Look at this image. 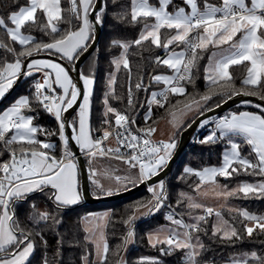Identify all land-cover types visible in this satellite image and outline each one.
Instances as JSON below:
<instances>
[{
	"label": "snow or ice",
	"instance_id": "6c2138e0",
	"mask_svg": "<svg viewBox=\"0 0 264 264\" xmlns=\"http://www.w3.org/2000/svg\"><path fill=\"white\" fill-rule=\"evenodd\" d=\"M68 12L80 20L81 24L75 30L61 29L58 24L65 17L62 15L64 9L61 7V0H29L27 6H22L18 11L9 15V21L14 27H8L5 20L0 18V28H3L11 41L21 46V51L16 53L14 48L0 44V47L7 48V51L15 54L13 62H7L0 67V97L12 87L25 68L21 58H29L41 52L49 56L59 55L60 59L74 62L79 56L87 51L90 33L93 23L89 20L90 10L94 7L93 0H69ZM115 2V0H114ZM172 0H157L154 5L150 0H130V12L125 10L120 14L121 19L130 16L132 23L143 22V29L138 39L130 43L114 41V45L121 47L122 55L113 63L119 71L121 65L129 73L131 80V68L127 58V50L132 45L142 46L145 42L156 48L169 50L172 45H183V50L171 51L165 58L157 57L156 63L167 66L172 70V75H155L152 80L156 84H163L164 88L159 92L151 93L147 101L149 112L146 120L151 118V106L156 105L163 108L172 95H184L186 89L182 81L191 82L192 71L198 65L202 54L214 47L217 51L211 53L206 68V79L211 85H219L221 92L217 93L231 99L234 95H259L264 89V0H221L219 5L210 4L204 0L201 7L200 0H184V7H178L173 12L168 11ZM40 11L45 22L37 25V12ZM97 22L100 17L95 18ZM153 22L149 23V20ZM70 23V21H66ZM25 25L38 26L47 35H54L51 42H36L31 35H25L22 29ZM162 30L171 33L161 39ZM239 37V39H237ZM227 45V47H224ZM247 62V73L241 81L242 86L248 90H237L234 87L235 81L229 69L234 65H245ZM28 76L33 71L43 72V80L37 81L34 85L35 92L29 96L20 97L8 110L0 114V141L5 147L18 145L19 155L16 149L10 150V161L0 163V264H28L30 256L35 249L33 233L20 226L15 215V206L18 202L26 201L28 196L34 192H43L46 188L53 191L51 199L57 210L77 204L81 198L79 183L77 179V165L75 155L69 148L70 140L84 150L90 158H103L112 156L122 160L130 168H139L137 179L140 181L151 179L158 175L167 166L172 150L176 147L173 141L154 143L151 136L156 128L149 127L141 129V134L131 131L130 125L135 123L130 120L129 115L109 105L106 95L104 104L106 125L102 134L93 137L90 113L91 96L94 77L84 76L83 102L79 106L78 117L69 125V118L64 114L76 105L81 96L80 89L73 82L67 69L61 63L54 60L32 59L27 64ZM115 76L109 80L110 93L115 96ZM58 86L57 87H54ZM132 85L128 87V106H133L134 94ZM134 87L137 90H146L139 80ZM211 95L202 96V101L211 99ZM260 98L264 100V95ZM33 103L41 107L45 112L51 114L58 121V132L45 130L33 123L35 117L26 115L25 110L32 111ZM199 107L198 101H193ZM219 106V105H217ZM260 107V105H257ZM191 110L192 104L185 105ZM175 119V113H171ZM111 116L112 119L108 117ZM71 126V135H66V128ZM11 133L10 136L8 134ZM40 133L46 136L59 135L62 141L63 153L61 158L52 155L56 145L44 142L37 138ZM219 134V135H218ZM7 137V139H6ZM227 138L231 143L230 150L226 151L222 158V165L219 167H208L195 174L201 184L216 183L217 177L229 178L233 175L252 174L264 176V115L241 112L232 114L220 119L215 129L205 137L202 143H215L221 138ZM233 137H242L243 141L251 146L256 156V162L242 157L239 151L240 144L233 141ZM110 138H114L118 147H110L105 144ZM121 148L130 149L128 153H122ZM193 172L192 169H186ZM107 174L106 172L104 173ZM92 175L97 176L93 171ZM118 182L121 177L115 178ZM131 182V178H128ZM93 183L101 191L107 192L100 180L94 179ZM200 185L197 186L199 191ZM153 193L152 201L148 204L139 205L146 208L147 213L154 214L159 211L166 200L165 187L163 182L157 189H150ZM237 193L245 198L249 195L264 197V181L259 183L244 182L232 191L218 192L217 196H233ZM110 194V193H109ZM181 196L186 194L181 193ZM189 201V208H201L203 205L193 201L192 197L186 196ZM34 208L35 206L32 205ZM215 215L218 218V225L214 227L213 236L221 240L233 241L241 239L237 229L221 217L220 212H214L211 207L205 208V215L194 218V223L187 224L181 219H176L174 214H169L167 220L182 227L184 231L158 229L149 234V242L155 247L157 244L167 245V251L182 250L185 253L186 264H202V257L207 250L197 235L202 231L201 223L207 222V216ZM246 220L253 222L251 226H245V232L250 237L256 229L264 231V216L250 214L246 210H240ZM143 215V214H142ZM109 214H89L84 218L88 227L85 240L94 245V254L99 264H106L109 246L104 238V221ZM33 224L40 222L59 223L56 217L47 211L34 213L29 217ZM134 212L124 221L127 232L123 243L126 245L134 236ZM167 231V235L160 238V233ZM36 235H41L39 232ZM41 240L43 237L41 235ZM45 244L47 241H43ZM62 246V245H61ZM164 251V249H162ZM86 254L84 259L87 262ZM44 264H48L45 260ZM148 264H157L156 261H148ZM209 264V262H203ZM229 264H264V253H244L239 257L230 258Z\"/></svg>",
	"mask_w": 264,
	"mask_h": 264
},
{
	"label": "trees",
	"instance_id": "16d2710c",
	"mask_svg": "<svg viewBox=\"0 0 264 264\" xmlns=\"http://www.w3.org/2000/svg\"><path fill=\"white\" fill-rule=\"evenodd\" d=\"M180 1V0H173ZM29 0H0V18H3L6 24H10L9 15L21 6L26 5ZM151 3H157V0H150ZM207 2L219 3L220 0H207ZM201 5L204 0H200ZM61 7L64 9L62 15L64 20L59 22L58 26L61 29L75 30L81 24L80 20L73 17L69 12V0H61ZM130 12V0H104L103 7L98 11L97 17H100V24L102 27V34L99 43L93 53L81 65V76H93L95 83L93 85L91 96V113L90 124L93 131H102L106 125L102 124L104 117V97L107 95L109 104L121 112H125L129 116H133L139 111L138 122L142 126L154 127L158 122L169 115L171 112L184 107L199 100L202 96L211 95L206 105L202 108L204 112L210 108L220 105L226 100V97L217 93L221 92L219 85H211L206 81V65L209 60L212 47L202 54V58L198 61V65L193 68L192 80L184 81L185 93L184 95H172L168 97V102L163 108L156 105L151 106V118L146 120V114L149 112L147 101L153 90L158 92L162 90L163 84H156L152 80V76L164 71L162 64L156 63V58L165 53L164 48H156L150 43L145 42L142 46L132 45L127 50V58L131 68V80H129V73L123 66L120 67L116 75L115 96L108 92L107 76L114 70V58L120 54L122 48L115 46L114 41H135L138 39L143 28V22L132 23L130 16L127 19H121L120 14L123 11ZM70 21V23L66 22ZM152 21L151 19L148 21ZM45 22L44 15L37 12V25ZM25 32L33 35L36 42H51L54 35H47L41 31L38 26L25 25L23 28ZM169 33L165 30L161 32L162 42L165 36ZM93 39V35L89 41ZM0 44L7 45L8 48H14L15 52H20L21 46L11 41L7 36L5 30L0 28ZM59 56V55H57ZM15 54L7 51V48L0 47V67L7 62H13ZM22 61L25 58H21ZM67 61V60H66ZM71 65L74 62H69ZM247 62L245 65H234L229 71L235 81L234 87L239 91L243 88L244 91L248 89L242 86L241 81L245 78L247 73ZM151 73V79L147 90H137L134 85L144 78V86L147 84V79ZM39 72H33L31 76L24 74L18 81L14 90L0 103V111L12 103L17 97L24 95L30 98L34 94V85ZM17 79L14 81V83ZM13 83V84H14ZM131 83L134 94L133 106H128V87ZM9 90V89H8ZM264 95V89L260 91L257 96ZM230 110L235 111H262L264 115V108L257 107L252 102H242L233 106ZM200 112V113H201ZM77 113V112H76ZM76 113L72 117H75ZM199 113V114H200ZM26 115L34 116L33 123L45 130L58 132V123L56 119L49 113L45 112L41 107L33 103V110H25ZM109 119H112L110 116ZM194 119V118H193ZM191 119L187 125L193 120ZM185 125V127L187 126ZM183 127L181 131L185 128ZM200 129V128H199ZM181 131L177 135V142ZM198 130L197 133H201ZM192 140L187 149H185L177 162L174 165L172 173L164 180L166 200L177 211L174 214L176 219L183 220L184 223L191 224L194 222L193 213H197L195 208H189V201L186 196L196 194L197 186L200 183L199 178L193 174L207 166L220 165L222 163L223 153L225 149L231 146L228 139H220L212 143H202L203 135ZM11 133L8 134L10 136ZM37 138L56 145L52 150V155L57 158L62 153L61 141L59 135L46 136L40 133ZM7 139V137H6ZM240 144V154L253 162H256V156L250 149L249 145L238 138L236 140ZM18 145L5 147L4 143L0 141V163L8 162L10 160V150L17 149ZM70 148V146H69ZM71 150V149H70ZM19 152V151H17ZM88 168L90 167L89 156L85 155ZM186 169H192L193 172H188ZM264 181V176L244 174L233 175L232 177H217L216 181L228 187L234 186L239 182L249 181ZM136 185L137 183H133ZM51 188H46L43 192H34L28 196L26 201L18 202L15 206V215L20 226L33 233L35 241V249L28 260V264H44L45 260L48 264H99V260L95 258L94 245L85 240L87 235L83 220L87 214L96 210H108L109 216L105 228L106 242L109 246V253L106 264H148V261H156L157 264H185L182 262L185 253L182 250H175L168 252L167 245L157 244L155 247L149 242V233L151 230L161 225H174L178 232H183L182 227L171 223L167 220L166 209H161L157 214L144 216L139 220H135L134 228L136 234L132 240L126 245L123 243L126 236L127 227L124 223L134 212L139 205L148 204L152 201L153 196L148 188H143L134 193L121 197L119 199L105 201L98 204H83V198L75 205L67 206L63 209L57 210L54 202L49 199ZM181 193L186 196H181ZM97 195L96 193H93ZM102 195V194H101ZM231 201L238 204L241 209L248 211L250 214L260 215L264 213V197H257L249 195L245 198L242 194L237 193L229 196ZM32 205L35 207L33 208ZM143 207H140L141 209ZM52 213L59 223H53L51 220L47 223L40 222L34 225L33 221L29 219L34 213L42 212ZM221 215L234 226L241 236L233 241L221 240L218 236H213L215 227V215L207 216V222L201 223L202 231L198 233L200 241L206 246V251L202 257L203 262H210L212 264H222L229 261L230 258L239 257L244 253L256 252L257 254L264 253V231L256 229L252 236H248L245 232V226L249 225V221L240 215L239 210H232L229 208H221L219 210ZM201 213V212H200ZM173 214V213H172ZM202 215V214H201ZM177 231V229H176ZM39 232L41 235H36ZM43 241H47L45 244ZM62 245V246H61ZM164 249V251H162ZM87 255V262L84 257Z\"/></svg>",
	"mask_w": 264,
	"mask_h": 264
},
{
	"label": "water",
	"instance_id": "95a60500",
	"mask_svg": "<svg viewBox=\"0 0 264 264\" xmlns=\"http://www.w3.org/2000/svg\"><path fill=\"white\" fill-rule=\"evenodd\" d=\"M104 0H95L94 7L90 11V19L93 23V39L90 42V46L88 47L87 51H85L81 56H79L73 65L68 63L66 60L60 59L59 56L53 55L49 56L48 54L41 52L38 55H34L33 57H29L23 60V64L25 65L24 70L22 71L20 77L17 79V81L13 84V86L10 88L8 93L3 97V99L0 101V103L3 102V100L7 97L8 94H10L14 88L17 86L18 81L22 78V76L28 71L27 64L30 62V60L34 58H50L54 59L56 61L61 62L67 69H69V74L73 79V82L76 84V86L81 91V96L78 98L76 105L70 110H68L67 113L64 115L69 118V125H71V120L74 114L78 111L79 106L81 105L83 101V95L86 93L84 88V82L81 76V65L83 62L93 53V51L96 49L99 40L101 38L102 34V27L100 22H97L95 19L97 17L98 11L103 7ZM142 83L144 84V78L141 79ZM249 101L256 105H260L262 108H264V100H262L259 96L254 95H234L231 99H226L223 101L219 106H215L213 108H210L204 112H201L198 114L180 133L178 144L174 150V152L171 155V158L167 164L166 167L163 168L162 171L159 172L158 175L153 176L151 179H148L147 181H140L133 187L118 192L116 194L111 195H94L92 188H91V182H90V175H89V169L86 162V158L80 147L75 143L74 140H70L69 146L71 149V152L75 155V161L77 162L78 169L80 172L81 177V192H82V198L83 204H98L105 201H111L115 199H119L121 197H124L126 195H129L131 193H134L138 190H141L143 188H146L148 186H151L154 183H157L161 180H165L168 178V176L172 173L173 168L179 157L181 156L182 152L188 148L190 142L193 140L194 136L198 132L200 125L207 119L214 118L216 115L230 110L233 106ZM72 128L71 126L66 128V135H71Z\"/></svg>",
	"mask_w": 264,
	"mask_h": 264
},
{
	"label": "rangeland",
	"instance_id": "374dc122",
	"mask_svg": "<svg viewBox=\"0 0 264 264\" xmlns=\"http://www.w3.org/2000/svg\"><path fill=\"white\" fill-rule=\"evenodd\" d=\"M155 5H157V3ZM184 6H185L184 5V0H180V1H173L172 0V3L168 6V11L169 12H173L176 8H178V7H184ZM89 15H90V13H89ZM89 20L91 21L90 17H89ZM123 42L124 43H130L129 41H123ZM123 51L124 50L122 49L121 52H120V54L117 55L114 58V60L117 59V58H119L122 55ZM117 72L118 71H117L116 66L114 64V70L107 76L108 83H109V80H110V77L111 76H115V79H116ZM9 90H10V88H9ZM9 90H7L5 92L4 96L8 93ZM109 91H110V84L108 86V92ZM3 97L0 98V101L3 99ZM105 97H104V99H105ZM200 101H202V100H200ZM245 102L249 103V101H245ZM105 110H106V107H104V112H105ZM77 112H79V109H78ZM77 117H78V113H76L75 117L73 118V121ZM108 118H110V116ZM173 121H174L173 117L169 118L163 124H161L160 126H157V130L158 131H161V129L165 126V128H166L165 131L167 132L169 127H170V129L172 128V126L170 125V123L173 122ZM57 123H58V121H57ZM208 125L209 124L203 125L202 127H200L199 130L202 131L204 128L207 129V126ZM212 131L213 130L211 129V130H209L208 133L210 134ZM93 132L94 131L92 130V133ZM170 140L173 141L176 144V142H175L174 139H167L165 141L168 142ZM61 148H62V141H61ZM17 153H19V152H17ZM110 157L111 156H109V157H103V158H98V159L91 158V162L90 163H92V164H90V169H89V174H90L91 182L93 183V180L98 178L100 180V183H102L104 185L105 189H107L108 191L111 190V188L112 189H115V188L125 187V189H122L120 191H117V192H114V193H110V194L109 193L104 194V191H101L100 189H98L96 187V185L93 183L91 185V188L93 190V193H96L97 195H100V196H101V194L102 195H111V194H116L118 192L125 191V190L133 187L134 186L133 183H135L137 180H139V179H137L138 174H139L138 167L137 168H129L127 166V164L124 163V161H120V160H117L115 158H110ZM93 171H96L97 172V176L96 177H94L92 175ZM105 172L107 173L106 175L104 174ZM116 177H121L122 178V181L118 182L115 179ZM128 178H131V182H129V179ZM261 181H256V182L244 181V182L255 184V183H259ZM161 182H163V184H164V180H161V181H159L157 183L152 184L150 187H148V190L150 191V189H157L158 188V185ZM244 182H239V183H237V184H235L234 186H231V187H228L226 185H223V184H221L219 182H217L216 184H210V183L199 184L200 185L199 191L196 190V194L194 193V194H190L189 195L190 197H192V199H193L194 202L203 205V207H201V208H195V210L197 211V213L196 212L193 213V215H192L193 219L195 217L201 216V214L202 215H205V211H202V210L204 208H208V207H211L214 210V212H219V210L221 208H223V207L224 208H229V209H232V210H239V211L240 210H243V209H241V207L238 204H236L233 201H231V199L229 198V196H227V197L224 196V195L217 196L216 193H218V192H225V191H232L234 189H237L238 185H240V184H242ZM150 192H151V194L153 196L152 191H150ZM158 212H160V210L157 211V212H155L154 214H157ZM167 214L169 215V213H167ZM148 215H151V214L147 213V209L146 208H141V209H139V211L136 212V219L135 220H139V219H141L144 216L147 217ZM256 216H264V213L263 214H260V215H256ZM221 217H222L223 220L227 221L222 215H221ZM194 222H192V223H194ZM218 222H219L218 221V218L215 216V226L218 225ZM252 223L253 222L249 221V225L248 226H251ZM85 226L88 227V225H87L86 222H85ZM162 228L163 229H166V230H175V231H176V229H177V231L179 229V228H177L174 225H161V226H159V227L151 230L150 233H154L158 229H162ZM166 232L167 231L161 232L160 233V238L163 237V236H165ZM103 234H104V238L106 239L104 229H103ZM135 234H136V229L134 228V236H135ZM95 258H97V257L95 256ZM229 262H230V260L229 261H226V262H224L222 264H229ZM185 264H186V262H185ZM209 264H212V263L209 262Z\"/></svg>",
	"mask_w": 264,
	"mask_h": 264
},
{
	"label": "crops",
	"instance_id": "0c3cea01",
	"mask_svg": "<svg viewBox=\"0 0 264 264\" xmlns=\"http://www.w3.org/2000/svg\"><path fill=\"white\" fill-rule=\"evenodd\" d=\"M94 2H95V0H93V5H94ZM220 2H221V0H220ZM220 2L219 3H212V2H208V3H210V4H214V5H219L220 4ZM29 3V2H28ZM28 3L26 4V5H23V6H27L28 5ZM153 4V3H152ZM155 5V4H154ZM22 7V6H21ZM201 7H203V4L201 5ZM15 11H18V9L17 10H15ZM14 11V12H15ZM91 11V10H90ZM89 17H90V15H89ZM151 22H153V21H150L149 23H151ZM8 27H14L11 23L10 24H8L7 25ZM22 32H23V34H25V35H31V36H33L32 34H30V33H28V32H25L23 29H22ZM171 33H169V35H170ZM93 35V29H92V31H91V33H90V36H92ZM237 39H239V37H237ZM183 45H179V46H177V45H172L171 46V48L169 49V50H165V53L162 55V56H160L161 58H165L166 57V55H168V54H170V52L171 51H176V52H179V51H181V50H183ZM211 47V46H210ZM224 47H227V45H225ZM214 51H217V49H215L214 47H212V51H211V53L212 52H214ZM211 53H210V56H211ZM210 56H209V60H210ZM34 59H40V60H54V59H50V58H34ZM209 60H208V62H207V65H208V63H209ZM54 61H56V60H54ZM57 63H61V62H59V61H56ZM62 64V63H61ZM63 65V64H62ZM207 65H206V68H207ZM163 67H164V71H162L161 73H158V74H156V75H161V74H163V75H172L173 73H172V70L171 69H169L167 66H165V65H163ZM33 72H37V71H33ZM70 75V74H69ZM206 76H207V72H206ZM153 77V76H152ZM150 79H151V73H150V75H149V77H148V79H147V84L145 85V88H146V90H147V88H148V84H149V81H150ZM206 81L208 82V83H210V81H208L207 79H206ZM84 82V81H83ZM182 84H183V86H184V81H182ZM55 87H57L58 88V86H55ZM163 87H164V85H163ZM185 87V86H184ZM153 92H158L157 90H153L151 93H153ZM86 94V93H85ZM22 96H24V95H21V96H19V97H17L12 103H10L8 106H6V107H4L1 111H0V114H2L4 111H6V110H8L20 97H22ZM1 98V97H0ZM151 98V94H150V96H149V99ZM201 99H199V100H196V101H198L199 102V107H197L194 103H190V104H192V108H191V110H187L186 108H185V106L184 107H181V108H179V109H177V110H175V111H173V112H171V113H175V119H174V121L173 122H171L170 123V125L172 126V128L170 129V127L168 128V131L166 132L165 130H166V128H165V126L161 129V131H158L157 130V126H160L161 124H163L166 120H168L169 118H171L172 117V115H171V113L169 114V115H167L165 118H163V119H161L159 122H158V124L156 125V126H154V128H156V132L154 133L155 134V136L158 138V139H163V140H167V139H174L175 140V142H176V146H177V144H178V142H177V135H178V133L181 131V129L183 128V127H185V125H187V123L191 120V119H193V118H195L200 112H201V110H202V108L206 105V103H207V101L205 102V101H200ZM147 106H149L148 105V103H147ZM241 112H251V113H256V114H260V115H262V111L260 112V111H235V110H228V111H225V113L228 115V116H231L232 114H239V113H241ZM78 113V112H77ZM218 121H216L214 118H210V119H207V120H205L201 125H200V127H202L203 125H205V124H209L208 126H207V129H203L202 130V132L201 133H197V136H196V138L199 136V137H201L202 135H203V139H205V137L206 136H208L209 135V130H214L215 129V125H216V123H217ZM175 126V127H174ZM206 133V134H205ZM208 134V135H207ZM205 135V136H204ZM219 135V134H218ZM195 137V136H194ZM198 137V138H199ZM238 138H240V139H243L242 137H233V141L234 142H236V143H238L236 140L238 139ZM221 139H227L226 137L225 138H221ZM193 140H195V138H193ZM231 147V146H230ZM230 147L229 148H227V149H225V151H224V153H223V156H224V154H225V152L226 151H228V150H230ZM249 147H250V149H251V146L249 145ZM176 148V147H175ZM175 148L172 150V153L174 152V150H175ZM82 150V149H81ZM252 150V149H251ZM240 151V150H239ZM82 152L84 153V155H88L84 150H82ZM110 158H113V157H110ZM96 159H98V158H96ZM10 161V160H9ZM8 161V162H9ZM89 161L91 162V158H89ZM120 161H122V160H120ZM75 163H76V165H77V162L76 161H74ZM92 164V163H91ZM222 165V163L220 164V165H215V166H207V167H205V168H208V167H219V166H221ZM128 166V165H127ZM129 167V166H128ZM130 168V167H129ZM88 169H90V167L88 168ZM204 169V168H203ZM202 170V169H201ZM90 175V174H89ZM77 179H78V183H79V191L81 192V177H80V172H79V169H78V165H77ZM217 179V178H216ZM90 182H91V179H90ZM140 182V180H137L135 183H139ZM216 183H217V181H216ZM215 183V184H216ZM93 183L91 182V185H92ZM211 184V183H210ZM122 189H125V187H120V188H115V189H112L111 188V190H109V191H107V192H105L104 191V194H106V193H114V192H117V191H120V190H122ZM93 191V190H92ZM81 195H82V192H81ZM81 200H82V198H81ZM80 200V201H81ZM79 201V202H80ZM202 211H205V208L202 210ZM103 213H108L109 214V211L108 210H105V209H103V210H96V211H92V212H90L89 214H103ZM89 214H87L85 217H87ZM107 221H108V219L106 220V221H104L103 223H104V232H105V228H106V224H107ZM85 220H83V224H84V227L86 228V226H85ZM87 233V232H86ZM150 234V233H149ZM87 235H88V233H87ZM165 235H167V232H166V234ZM163 237H161V239H162ZM106 240V239H105ZM96 259H98V258H96Z\"/></svg>",
	"mask_w": 264,
	"mask_h": 264
},
{
	"label": "built area",
	"instance_id": "2783aa9c",
	"mask_svg": "<svg viewBox=\"0 0 264 264\" xmlns=\"http://www.w3.org/2000/svg\"><path fill=\"white\" fill-rule=\"evenodd\" d=\"M69 8H70V2H69ZM42 80H43V72H39V74H38V77H37V79H36V81H35V83L37 82V81H41L42 82ZM54 87H55V85H54ZM34 92H35V87H34ZM138 114H139V111L136 113V114H134L133 116H129V118H130V120H134L135 121V123H133V124H131L130 125V129H131V131L133 132V133H135V134H141L140 133V130L141 129H147V128H149L148 126H142V125H140L139 124V122H138ZM225 116H228L225 112H222V113H220V114H218V115H216L215 117H214V119L216 120V121H219L220 119H223ZM103 131V130H102ZM102 131H94L93 132V137L95 138V137H97V136H99V135H101L102 134ZM151 140L154 142V143H159V142H161V141H163V142H166L165 140H163V139H158L156 136H155V134H153L152 136H151ZM105 144L107 145V146H110V147H113V148H115V147H118V144H117V142H116V140L114 139V138H110L108 141H105ZM131 150L130 149H126V148H121V152L122 153H128V152H130ZM62 153H63V148H62ZM62 153H61V155L58 157V159L59 158H61L62 157ZM18 155H19V153H17ZM112 157V156H111ZM139 169V168H138ZM147 181V180H146ZM148 187H150V186H148ZM147 187V188H148ZM161 209H166V212L167 213H173V214H178L177 212H176V210L171 206V204H170V202L168 201V200H165L164 201V205H163V207H161L160 208V211H161ZM182 262H186V258H183L182 259Z\"/></svg>",
	"mask_w": 264,
	"mask_h": 264
}]
</instances>
